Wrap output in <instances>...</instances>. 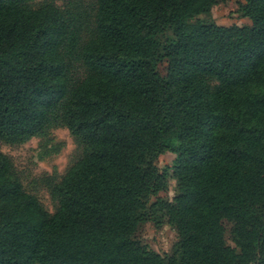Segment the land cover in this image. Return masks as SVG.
<instances>
[{
	"label": "trees",
	"instance_id": "16d2710c",
	"mask_svg": "<svg viewBox=\"0 0 264 264\" xmlns=\"http://www.w3.org/2000/svg\"><path fill=\"white\" fill-rule=\"evenodd\" d=\"M224 1L96 0L72 51L55 4L0 0V139L60 121L82 145L52 213L0 151V264H264V0L228 26L211 15ZM157 219L178 236L168 254L137 237Z\"/></svg>",
	"mask_w": 264,
	"mask_h": 264
},
{
	"label": "rangeland",
	"instance_id": "374dc122",
	"mask_svg": "<svg viewBox=\"0 0 264 264\" xmlns=\"http://www.w3.org/2000/svg\"><path fill=\"white\" fill-rule=\"evenodd\" d=\"M245 0H225L212 6L211 15L219 25H247L250 20L238 13V4ZM53 3L60 8L70 21V29L75 35L71 50L81 43L93 31L96 0H34V6L43 3ZM69 55L74 77L84 75V68L74 52ZM162 73L166 70L164 63L160 64ZM0 151L10 160L13 171L20 178L23 188L34 195L42 206L50 213L57 207L55 187L68 168L79 159L82 145L60 121L49 122L40 132L24 141H9L0 139ZM175 155L172 152L160 154L156 164L160 169L172 167ZM176 192V181L167 177V186L158 193L159 197L171 201ZM226 225V242L233 246L230 239V225ZM137 237L152 250L159 254L172 251L178 236L175 229L166 219H157L143 223L137 232Z\"/></svg>",
	"mask_w": 264,
	"mask_h": 264
}]
</instances>
